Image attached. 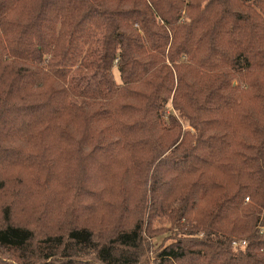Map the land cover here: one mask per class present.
<instances>
[{"label": "trees", "instance_id": "1", "mask_svg": "<svg viewBox=\"0 0 264 264\" xmlns=\"http://www.w3.org/2000/svg\"><path fill=\"white\" fill-rule=\"evenodd\" d=\"M0 264H264V0H0Z\"/></svg>", "mask_w": 264, "mask_h": 264}, {"label": "rangeland", "instance_id": "2", "mask_svg": "<svg viewBox=\"0 0 264 264\" xmlns=\"http://www.w3.org/2000/svg\"><path fill=\"white\" fill-rule=\"evenodd\" d=\"M114 74H115L117 82H119L118 73L115 71ZM171 111L175 115V112L172 110V107H171V99H170L168 101V104H167L166 108H165V112H166V114H168ZM175 117H176V115H175ZM182 130L184 131L186 129L183 127ZM19 202H20V204H25L26 200L22 199ZM28 203L29 204H34L37 207V210H35V212L31 213V214H28V213L22 214L20 216V219L18 220L21 223H25L27 221L34 220L38 215H40L41 217H44L46 215H50V214H54V213L57 214L58 212H60V210L57 209V206L54 203V200H53L52 196L48 197L47 205L45 207H41L40 201L39 202L38 201H29ZM156 226L159 227L160 224H157ZM168 234L169 233L167 231H165L164 233H161L160 235L155 237L152 240V244H154V247L156 248V247H165V246H167L169 244V242H170L169 239H168Z\"/></svg>", "mask_w": 264, "mask_h": 264}]
</instances>
